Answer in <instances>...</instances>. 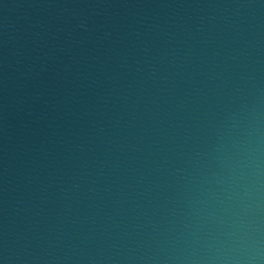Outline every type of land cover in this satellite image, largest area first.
<instances>
[{"label":"water","instance_id":"water-1","mask_svg":"<svg viewBox=\"0 0 264 264\" xmlns=\"http://www.w3.org/2000/svg\"><path fill=\"white\" fill-rule=\"evenodd\" d=\"M0 264H264V0H0Z\"/></svg>","mask_w":264,"mask_h":264}]
</instances>
